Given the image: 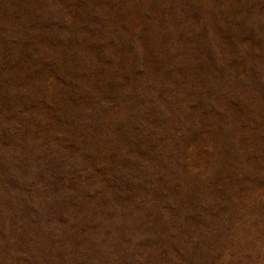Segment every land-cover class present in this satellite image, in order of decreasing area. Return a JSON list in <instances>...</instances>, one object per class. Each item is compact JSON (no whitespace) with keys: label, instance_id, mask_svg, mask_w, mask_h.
Instances as JSON below:
<instances>
[{"label":"rangeland","instance_id":"rangeland-1","mask_svg":"<svg viewBox=\"0 0 264 264\" xmlns=\"http://www.w3.org/2000/svg\"><path fill=\"white\" fill-rule=\"evenodd\" d=\"M0 264H264V0H0Z\"/></svg>","mask_w":264,"mask_h":264}]
</instances>
